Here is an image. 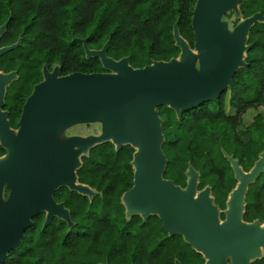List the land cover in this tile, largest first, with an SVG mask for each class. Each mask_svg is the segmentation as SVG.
<instances>
[{
    "label": "trees",
    "instance_id": "16d2710c",
    "mask_svg": "<svg viewBox=\"0 0 264 264\" xmlns=\"http://www.w3.org/2000/svg\"><path fill=\"white\" fill-rule=\"evenodd\" d=\"M196 0H0V48L20 41L0 55V71H16L6 87L3 110L11 127H18L22 106L35 84L43 79L42 68L59 67V75L106 71L99 58H86L80 39L90 49L108 42L107 55L129 57L133 68L177 57L173 27L194 47L191 17ZM243 17L264 16V0H244ZM245 62L234 74L233 85L217 99L181 110L157 108L161 118L166 156L164 178L186 186L191 165L199 172L198 189L211 187L214 203L226 209L228 194L236 185L225 154L249 171L264 149V115L257 114L247 126V139L238 128L250 108L264 107V22L249 31ZM229 92V93H228ZM231 111H227V108ZM135 149L119 150L111 142L92 147L77 169L80 183L98 194L89 198L67 187L53 197L69 210L72 226L54 217L43 226L45 213L32 219L18 248L10 250L1 264H203L181 235L168 236L157 215L146 221L138 214L128 218L121 197L133 185L131 164ZM6 150L0 146V156ZM6 195L8 190H6ZM224 218V213L220 214ZM264 221V171L248 185L243 220ZM250 264H264V256Z\"/></svg>",
    "mask_w": 264,
    "mask_h": 264
},
{
    "label": "water",
    "instance_id": "95a60500",
    "mask_svg": "<svg viewBox=\"0 0 264 264\" xmlns=\"http://www.w3.org/2000/svg\"><path fill=\"white\" fill-rule=\"evenodd\" d=\"M243 1L196 0L191 17L194 47L175 23L179 55L141 68H133L128 56L109 57L108 42L90 49L87 38L80 39L86 58H99L106 71L59 75L58 66L51 71L43 66V79L26 98L17 128L11 127L3 110L6 87L17 73L0 71V146L6 150L0 156V264L20 246L35 215L45 213L43 226L54 217L72 226L69 210L53 194L60 187L89 198L98 194L78 181L77 169L82 156L108 141L115 150L124 145L135 149L133 185L121 197L128 218L138 214L146 221L157 215L168 236L181 235L202 254L203 264H250L264 256V221L243 220L248 185L264 171V149L249 171L225 154L236 185L221 219L211 187L198 189L200 175L191 165L185 187L164 178L167 159L157 110L164 105L179 115L232 87L234 74L246 66L249 31L264 22L261 12L243 17ZM230 10L242 16L231 31L222 20ZM5 27L6 22L0 26V37ZM19 43L1 47L0 55ZM93 122L100 123V133L63 136L74 125ZM175 264L182 263L176 259Z\"/></svg>",
    "mask_w": 264,
    "mask_h": 264
},
{
    "label": "rangeland",
    "instance_id": "374dc122",
    "mask_svg": "<svg viewBox=\"0 0 264 264\" xmlns=\"http://www.w3.org/2000/svg\"><path fill=\"white\" fill-rule=\"evenodd\" d=\"M241 19H242V16H236L235 12L233 10L228 11L222 17V20H223V22H225L227 24L229 31L233 30L235 25ZM227 111L228 112L231 111L229 107L227 108ZM247 112L251 118L249 120H247L246 122L242 119L243 120L242 125L238 128V133H239L242 140L247 139L246 128L252 122L253 117L257 114L264 115V107L259 106L257 108H250L247 110ZM98 133H100V123L93 122V123H84V124L74 125V126L68 128L66 131H64L63 136H67V135H85V136H87V135L98 134ZM219 212L221 214V213H223V210H220Z\"/></svg>",
    "mask_w": 264,
    "mask_h": 264
},
{
    "label": "clouds",
    "instance_id": "9594fccd",
    "mask_svg": "<svg viewBox=\"0 0 264 264\" xmlns=\"http://www.w3.org/2000/svg\"><path fill=\"white\" fill-rule=\"evenodd\" d=\"M251 117L248 115V112L246 111L243 116L242 119L246 122L247 120H249Z\"/></svg>",
    "mask_w": 264,
    "mask_h": 264
}]
</instances>
